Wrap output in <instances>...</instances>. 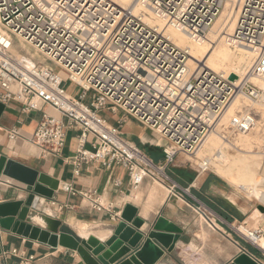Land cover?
<instances>
[{"label":"built area","instance_id":"obj_1","mask_svg":"<svg viewBox=\"0 0 264 264\" xmlns=\"http://www.w3.org/2000/svg\"><path fill=\"white\" fill-rule=\"evenodd\" d=\"M226 1L137 0V5L165 27L203 44ZM17 39L45 62L14 54ZM224 43L255 55L247 76L239 81L198 65L192 70L187 51L109 2L0 0V102L20 103L25 112L39 110L35 102L50 107L60 117L44 112L33 135L43 155L61 156L67 133L75 131L79 145L70 161L77 175L83 166L95 163L122 167L136 191L146 181L169 180L168 166L180 154L196 155L210 135L232 145L258 126L251 106L236 105V100L240 96L250 104L264 100V0H241L235 29L224 36ZM60 71L81 90L77 98L65 91ZM102 112L122 113L120 127L131 118L156 133L165 143L164 164L152 160ZM210 167V160H205L197 173H212ZM82 196L94 210H102L96 192ZM238 226L247 228L245 222ZM236 232L264 255L260 245L264 224L247 228L246 234L239 228ZM12 254L22 258L16 250Z\"/></svg>","mask_w":264,"mask_h":264},{"label":"crops","instance_id":"obj_2","mask_svg":"<svg viewBox=\"0 0 264 264\" xmlns=\"http://www.w3.org/2000/svg\"><path fill=\"white\" fill-rule=\"evenodd\" d=\"M35 103L39 110L31 112H25L23 105L17 102L5 105L0 115V159L5 157L50 178L49 188L55 191L54 199L45 202L42 213L61 221V230L79 239L95 237L103 242L120 222L126 205L131 204L146 222L145 231L142 229L140 232L148 231L160 217L183 230L174 250L168 252L163 249L164 255L156 264H231L243 252L264 264L263 253L245 242L235 230L237 223L246 221L247 214L243 206H238L226 196L227 187L222 178L210 173L202 177L197 170L172 164L166 169L169 179L166 183L157 182L160 187L149 192L146 191L151 182L144 183L145 200L141 191L137 193L138 198L134 194L136 192L132 194L128 172L122 167L107 168L95 163L83 166L77 175L70 160L78 151V133H67L61 156L43 155L33 143V135L44 112L60 116L50 107ZM103 113L111 116L108 112H102V116ZM113 117L117 123L112 126L119 128L156 163L164 164L163 141L155 144L148 140L149 133L145 130L131 122L120 127L118 121L121 117ZM13 132L16 133L11 138ZM160 157L162 161L159 162ZM167 184L175 188L174 192ZM85 192H96L103 206L101 211L94 210L83 198L82 193ZM25 194L22 184L1 175L0 203L19 200ZM143 200L144 206L138 204ZM0 246V264H84L77 253L64 247L53 249L6 230H0ZM14 250L22 258L15 257L12 254Z\"/></svg>","mask_w":264,"mask_h":264},{"label":"water","instance_id":"obj_3","mask_svg":"<svg viewBox=\"0 0 264 264\" xmlns=\"http://www.w3.org/2000/svg\"><path fill=\"white\" fill-rule=\"evenodd\" d=\"M230 79L234 81L235 76ZM4 110L5 105L0 102V115ZM1 175L22 184L26 194L19 200L0 203V230L36 240L53 249L64 247L77 253L84 264H156L164 255L163 249L173 251L183 235L180 227L163 217L148 231L140 232L145 231L146 222L138 216V209L128 204L108 239L103 242L95 237L79 239L61 230V221L42 213L45 202L54 199L55 191L49 188V177L5 157L0 159ZM260 211L264 213L263 208ZM32 215L42 218L45 224L32 221ZM231 264L262 263L243 252Z\"/></svg>","mask_w":264,"mask_h":264},{"label":"bare ground","instance_id":"obj_4","mask_svg":"<svg viewBox=\"0 0 264 264\" xmlns=\"http://www.w3.org/2000/svg\"><path fill=\"white\" fill-rule=\"evenodd\" d=\"M97 1L101 3L109 2L111 4L116 2L119 5L116 4L113 5L117 6V8L121 10L129 11L133 16L140 18L145 24L151 27L154 28L158 27V31L163 33L164 36L170 42H172L176 47L188 52L190 56L189 66L192 70H194L198 65L213 73L225 74L226 76H230V78L235 76L234 81H239L240 79H243L245 76H247L248 71H250L252 67L251 64L255 58V55L253 52L243 47H238L235 49L237 50L236 52L238 53H234L235 51L228 52V50L224 48L222 51L214 53L218 49L220 44L224 43V36L233 33L237 22L241 0L226 1L224 10L220 18L217 20L216 24L214 25V28L209 36V41L203 44L194 43L185 34L178 32L174 29L165 27L161 21L149 16L145 10H143L140 6H138L137 0H121V1L97 0ZM231 4H233V7ZM225 12H227V15L224 16ZM222 17L223 20L220 23L219 21L222 19ZM148 19H150L149 21L150 24L149 22H147ZM153 21L155 24L151 23ZM15 46L16 45L14 44L13 46L14 52H15ZM195 49L199 50V52L195 51ZM197 53L200 54L199 57L201 56L200 57L201 59L197 58L196 56ZM241 70L244 71L243 73H247L243 77L240 74ZM252 82L256 83L255 80H252ZM248 103L249 102L243 96L238 97L236 100V105L242 104L248 106L246 105ZM255 104H259V105L263 104L261 105V107L263 108L262 112L264 113V100ZM232 113H233V109L230 111V114ZM254 130L257 131L260 130V123H258V126ZM253 131H251L249 134L245 136L240 137L236 141V144L235 145L232 144L231 147L237 152L241 151L242 149L246 153L253 152L254 151L252 150L253 139L249 137ZM240 141L241 143H239ZM239 144L242 145V148ZM231 147L225 144L218 135L212 134L208 137V139L205 141L202 148L196 153L194 158H198L203 162L205 160H210L211 162L210 170L212 171L213 174L217 176H221L224 173L231 175L232 173H234V171H232V173L230 174V171L226 173L224 170V168L226 169V167L229 165L230 160L233 159L232 155L228 154L227 151ZM259 153L264 154V151ZM256 159L257 158H250L253 166L252 169L248 170V167L243 169V172H245L246 175H248V177L243 175L242 172L239 170L234 174L232 182L234 184L239 185L236 186L238 187L239 191L242 190L243 192L246 193V196H248L249 198H253L256 201H259L260 204L264 206V166L259 165L260 163L262 164V162ZM254 162L256 163L253 165ZM166 181L168 180L166 179L165 182ZM234 186L235 185H233V187ZM167 187L169 188V185ZM134 192H138V191L136 190ZM261 213L262 212L259 209H255L250 217L256 220V218H258L261 215ZM31 220L36 222L37 224H41V225L45 224V221L36 215H32ZM238 228L241 230L243 234L247 233L246 227L240 228L238 226ZM260 245L264 246V240L260 242Z\"/></svg>","mask_w":264,"mask_h":264},{"label":"rangeland","instance_id":"obj_5","mask_svg":"<svg viewBox=\"0 0 264 264\" xmlns=\"http://www.w3.org/2000/svg\"><path fill=\"white\" fill-rule=\"evenodd\" d=\"M119 1H121V0H119ZM113 4L119 5L116 2H114ZM231 5L233 7V4H231ZM225 15H227V12L224 13V16ZM229 15H230V12H229ZM223 17L219 21L220 23L222 22ZM149 21H150V19L147 20V22H149ZM151 23H154V21L151 22ZM149 24H150V22H149ZM156 28L158 29V27H156ZM15 45L16 46H15V52H14V54H16V55H18V54H20V55H27L30 58H33L34 60L45 62V60H44L43 57H41L33 48H31L30 46H28L27 44H25L23 41L21 42V40L17 39V40H15ZM223 48L224 49H227L228 52L229 51H231V52L232 51H235L234 53H238V52H236L237 50L230 48L229 46H227L224 43L220 44V46L218 47V49L214 53H217L219 51H222ZM195 51L199 52V50H197V49H195ZM199 55L200 54L197 53L196 56H197L198 59H201L200 58L201 56L199 57ZM254 60H255V58H254ZM254 60L252 61L251 66L253 65ZM46 64H48V63H46ZM243 72H244L243 70L240 71V74L242 75V77L247 74V73H243ZM59 75L64 80V89H65V91L68 94H70V95H72V96H74V97L77 98L81 94V90L76 85H74V84H72V83H70L68 81V74L65 71H60ZM91 100L92 99H91V95H90L87 98V100L85 101V103L86 104H89L91 102ZM246 105L251 106L252 110H254V112L257 114V116H258V122L260 123V130H258V131L257 130H254L250 134V136H249L250 138L253 139V141H252V147H253V149L252 150H254V151L251 152V153H246L242 149L241 151L237 152L236 150H234L231 147V144L225 143V144H227L228 146L231 147L227 151H228V154L232 155V158L233 159L230 160L229 165L226 167V169L224 168V170H225L226 173H228L229 171H230V174L232 173V171H234V173H232L231 175H228V174H225L224 173V174H222L219 177L224 180L225 185L227 187L226 188V190H227L226 192H227L228 195H226L224 192H222V193H224L226 196L230 197L232 200H234L236 203H238V206H243V208H245L246 214H247L246 217H245V220H246L245 221V224H246V226H247L248 229L253 230V229H257L260 225H263L264 224V213L263 214L261 213V215L258 218H256V220L254 218L250 217V216L253 214V212H254L255 209H259V210H260V208H263L264 209V206L262 204H260L259 201H256L255 199L249 198L248 196H246V193L243 192L242 190L239 191L238 190V187H236V186H239V185L234 184L232 182L233 181L234 174L236 172H238L239 170L242 172L243 175H245V176L248 177V175H246V173L243 172V169L246 168V167H248V170L252 169L253 166H252V163H251L250 158H257L256 160L262 162V164L260 163L259 165L264 166V154L259 153V152H263L264 151V113L262 112L263 111L262 110L263 108L261 107V105H263V104L259 105V104H250V103H248ZM103 116L111 124L116 125L117 119L115 117L108 116L106 113H103ZM118 116L119 117H123V114L122 113H119ZM125 119L127 120V122H131L137 128L143 129L147 133H149V135H148L147 138L151 142H153V143L156 144V143H158V142L161 141V138L156 133H154L153 131L145 128L143 125H141L137 121H135V120H133L131 118H125ZM237 140L233 141L232 144L235 145ZM161 143H163V142L161 141ZM239 143H241V141ZM240 146L242 148V145H240ZM194 156L195 155L187 156V155H184V154H180L178 156L177 160L173 163V165L180 166V167H189V168H192L194 170H197L198 169V165H200V163H202L203 161H201L198 158H194ZM158 161L159 162L162 161V158L160 157L158 159ZM181 162L184 163V164H182ZM255 163L256 162H254L253 165ZM209 171L212 172L211 170H209ZM207 174H209V173L202 174V177L203 176H206ZM210 174H213V173H210ZM162 181H165V180H162ZM233 185H235V186L233 187ZM144 187L145 186L141 187L137 191H141L144 194V196H145L144 199L146 200V194L145 193L146 192H149L151 189H153L155 187H160V186H159V184L157 182H151L150 184H148V188H147L148 190L146 192L143 189ZM133 192L134 191H132V194H133ZM137 193L138 192H136L134 194L138 198V194ZM145 200L141 201V203H138V204L144 206V201ZM238 225H239V223L236 224L235 230H237ZM245 242H247V241H245Z\"/></svg>","mask_w":264,"mask_h":264}]
</instances>
